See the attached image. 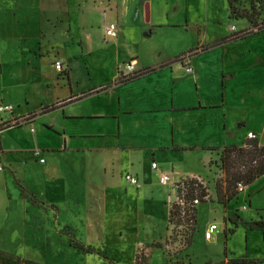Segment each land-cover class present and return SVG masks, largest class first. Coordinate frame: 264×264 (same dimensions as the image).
Returning <instances> with one entry per match:
<instances>
[{
  "label": "crops",
  "instance_id": "obj_1",
  "mask_svg": "<svg viewBox=\"0 0 264 264\" xmlns=\"http://www.w3.org/2000/svg\"><path fill=\"white\" fill-rule=\"evenodd\" d=\"M205 1L207 4L211 0ZM68 2L51 0L55 4L53 10L42 11L40 18L35 17L38 23L27 37L22 38L23 43L20 41L12 49H9L10 46L3 49L10 55L9 62L0 61V104L12 110L0 112L6 114L0 116L1 161L2 157L5 160L6 154L13 156L14 153H21L25 157H13L12 160L21 161L23 168L27 169L31 160L35 163L39 161L41 168L30 167V173L32 170L41 174L38 176H46L53 181L60 170L59 160L65 158V172L62 173L67 176L68 190L70 183L77 180H83L87 186L88 179L81 172L94 164L100 178L112 183L111 192L122 193L119 190L123 187L126 197L130 193L141 198L151 194V191L147 190L139 175L137 164L140 158L148 156L152 162L156 163L157 158L164 163L163 170L151 167L158 171L156 182L162 173L168 174L172 182H177L180 178L197 177L205 172L212 156L206 148L223 147L226 143L240 145L241 138H247L248 132H253L259 139L258 124H262L264 133V115L258 114V109L254 107L253 117H248L250 107L245 106L246 102L226 93L225 88L230 84L225 85L224 82L228 80L221 82L224 90L214 95L216 99L203 102L208 93L202 88L198 74L200 57L210 50L228 46L221 53L223 64L230 55L225 52L245 38L219 44L220 39L230 34L215 26L211 28L210 41L185 52L188 55L196 51L186 56L185 63H188L189 69L184 58L179 60L184 52L172 58H158L153 63L147 60L148 53L159 42L163 43L161 38L157 39L158 35L185 32L192 25L198 40L203 41L207 38L209 24H214L217 16L211 13L204 23L190 24L186 2L183 7L181 1L154 0L150 4L145 0H74L71 9ZM79 2H82L80 11ZM57 3L61 5L57 6ZM172 7L174 10L171 11ZM227 13L226 9L227 17L219 18L229 22ZM90 17L99 19L94 23L93 31ZM107 23H116L118 34L104 40L103 26ZM91 32L98 40L106 42L99 43L103 52L113 51L106 58L107 74L97 77L93 76L96 67L89 61L90 49L83 45L80 37V34ZM58 34L60 37H55ZM110 40L111 44H108ZM47 61H50L48 68L51 74L43 64ZM130 61L134 64L132 73L146 68L155 70L125 81L128 74L124 64ZM58 62L62 65L61 71L55 69ZM112 65L116 66V70L110 74ZM187 95L193 99L184 103ZM51 105L55 109L41 111ZM241 105L245 107L244 111H241ZM15 122L18 125H14ZM226 122H232V129L236 126L233 137L239 134V128H248V131L242 134L243 137H236L235 142L224 141L222 133L228 129ZM8 165L13 168L11 159ZM116 172H122L119 177L123 179L125 174L136 177L139 186L131 185L125 179V183L117 180L120 178L115 177ZM21 179L25 183V177ZM17 184L20 191L29 194L19 179ZM253 186H256L257 195L264 190V175L244 188L245 209L252 206L249 192ZM24 206L25 224L35 210L32 206L27 207L25 202ZM255 208L258 218L250 221L262 222L264 228V205L257 203ZM260 231L264 239V229ZM213 237L207 241L215 243L216 236ZM236 259H242L247 264H264V253L256 257L232 258L226 264H235L233 261Z\"/></svg>",
  "mask_w": 264,
  "mask_h": 264
},
{
  "label": "rangeland",
  "instance_id": "obj_2",
  "mask_svg": "<svg viewBox=\"0 0 264 264\" xmlns=\"http://www.w3.org/2000/svg\"><path fill=\"white\" fill-rule=\"evenodd\" d=\"M145 1L151 4L154 0ZM170 1H181L183 7L186 2L190 24L204 23L205 18H209L211 13L218 18L214 24H209L207 38L203 41L198 40L192 25L185 32H171L162 37L158 35L157 39L161 38L163 43L159 42L148 53L147 60L153 63L158 58H172L184 52L179 60L184 58L185 63L186 56L196 51L193 50L188 55L185 52L196 48L204 41H210L211 28L215 26L229 34L254 31L255 34L249 35L236 45L234 43L232 48L225 52L230 55L223 64H221V53L228 46L203 54L200 57L198 74L202 88L208 93L203 97V102L216 99V94L224 90L221 82L226 79L228 82L224 84H230L225 88L226 93L235 96L236 100L242 99L246 102L245 106L250 107L247 111L248 117H253L254 107L258 109V114L264 115V29L257 32L258 27H264V0H233L232 18H229L226 0H211L207 4L205 0ZM68 3L71 9L74 0H69ZM171 4L177 5V3ZM56 5L60 6L61 3ZM78 5L80 11L82 2ZM54 6L51 0H0V32H2L0 61L9 62L10 54L7 55L3 49L8 46L12 49L20 41L23 43L22 38L27 37L28 32L38 23L35 17L40 18L42 11L53 10ZM226 9L229 22L219 18V16L227 17ZM32 15L34 17H31ZM90 18L93 31L94 23L99 19ZM231 25L235 27L234 31L230 29ZM116 33L118 34V30ZM55 37H60V34ZM80 37L83 45L90 49L89 61L96 67L93 76L107 74L106 58H109L113 51L103 52L104 50L99 48V43L106 44V42L98 40L93 32L88 35L80 34ZM111 41H108V44H111ZM222 43L227 42L226 40L219 42ZM43 64L51 74L48 68L50 61ZM185 65L187 69L190 68L188 63ZM109 70L111 74L116 70V66H110ZM229 75L232 78H229ZM186 94L189 95L191 92ZM192 99L188 96L184 103ZM241 106V111H244L245 107ZM5 115L0 114V116ZM226 124L228 129L222 133L224 141L235 142L236 137H243L242 134L248 131V128H239V134L233 137L236 126L232 129V122ZM257 127L260 131L259 143L264 144L263 126L258 124ZM245 139H247L245 136L241 138L240 145ZM210 152L212 156L206 166L207 169L198 175L207 189L208 197L205 202L197 204L195 220L188 223L183 220L177 222L175 218L169 221L170 206L167 203V194L171 195L170 198H174L176 192L174 186L160 185L158 181L156 182V173L164 165L157 158L155 161L158 171L151 168V157L144 156L137 164L142 181L147 185V190L151 191V194L140 198L130 193L126 197L123 187L119 190L122 193L111 192L109 189H113L112 183L100 178L94 164L87 166L86 168H90L86 170L83 168L81 172V175L88 179V185L85 186L83 180H77L70 183L68 190L67 176L62 173L65 172V158L59 160L60 170L54 180L50 181L49 177L38 176L39 173L32 170L30 173L31 168L35 167L37 170L41 168L42 163L39 161L35 163L31 160L27 164L29 168L27 169L23 168L21 161L17 163L12 160L13 157H25L21 153H14L13 156L6 154L5 160L4 157H2L3 161L0 160V264H26L25 260L36 264H226L232 258L262 255L264 253L262 233L257 229H248L246 223L258 218L254 209L257 203L264 205V190L257 195L254 189L256 186L250 189L252 206L249 209H245L244 189L229 203L223 205L225 184L218 161V151ZM9 159L14 163L13 168L8 165ZM119 173L122 172H116L115 177L120 178ZM24 177L25 183L21 179ZM189 178L191 179L192 176L180 178L177 182ZM17 179L30 195L24 190H19ZM124 179L121 176L117 180L125 183ZM6 186L10 194L5 193ZM7 198L10 200L8 201ZM24 202L27 207L32 206L35 210L25 224ZM121 208L122 210L125 208V211H121ZM210 223L218 226V232L214 234L215 243L208 242L203 237Z\"/></svg>",
  "mask_w": 264,
  "mask_h": 264
},
{
  "label": "trees",
  "instance_id": "obj_3",
  "mask_svg": "<svg viewBox=\"0 0 264 264\" xmlns=\"http://www.w3.org/2000/svg\"><path fill=\"white\" fill-rule=\"evenodd\" d=\"M233 0H226L227 9L229 11V18H232L233 11ZM264 29V27H258L257 32ZM255 34L254 31H242L240 33H232L225 38L218 41L233 42L237 40H242L249 35ZM162 67V66H161ZM155 69L146 68L142 71H138L129 74L125 81H130L144 73L153 72ZM131 75V76H130ZM55 109L54 105L42 108V112L45 110ZM14 125H18L17 122ZM2 126V125H1ZM208 151H218V161L220 163V168L223 174V182L225 184V192L223 197V205L229 203L234 199L246 186L253 183L256 179L264 175V144H260L258 138L245 139L242 145H225L223 147H210L206 148ZM239 186L242 188L239 190ZM175 194L181 199L182 205L178 203L171 204L169 211V221L173 218L177 222L181 220L185 222L195 220V212L197 205L193 203V200H197L199 203L205 202L207 189L205 185L201 184L195 178H189L180 183H175ZM219 192H217L218 199ZM190 202V203H189ZM189 203V206H187ZM248 229L263 230L262 222L255 221L251 223H246ZM26 264H36L32 261L25 260ZM235 264H243L244 260H234ZM208 264V263H206Z\"/></svg>",
  "mask_w": 264,
  "mask_h": 264
},
{
  "label": "built area",
  "instance_id": "obj_4",
  "mask_svg": "<svg viewBox=\"0 0 264 264\" xmlns=\"http://www.w3.org/2000/svg\"><path fill=\"white\" fill-rule=\"evenodd\" d=\"M230 29L232 31H234L235 27L233 25H231ZM116 30H117L116 23H107L105 26H103L104 40H108L110 38L115 37L116 36ZM124 67L126 69V74H128V75L131 74L134 70L133 61L125 63ZM55 69L58 71H61L62 70L61 63H59V62L55 63ZM11 110H12L11 107L0 104V112L11 111ZM256 137H257L256 134H254L253 132L247 133V139H254ZM151 167L153 169H156V167H157L156 163L152 162ZM124 178L129 184L139 186V182H138V179L136 177H134L130 174H125ZM192 178L197 179L201 184H203L202 179L199 178L198 176L197 177L194 176ZM158 181L161 185H167L168 184V185L174 186V184L176 183V182H172L170 176L168 174H164V173L159 175ZM241 189L242 188L239 186V190H241ZM170 196H171L170 194H167V203L169 204V206H171V204H173V203H178V204L182 205L181 199L178 198L176 194L173 195L174 198H170ZM207 197H208V195H206V198ZM193 203L196 205L198 204L197 200H193ZM217 232H218V226L215 223H210L207 226V228L205 229L203 237L205 240H210L213 237V235Z\"/></svg>",
  "mask_w": 264,
  "mask_h": 264
}]
</instances>
